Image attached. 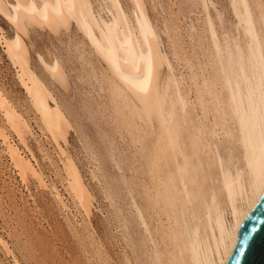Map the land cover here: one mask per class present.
Instances as JSON below:
<instances>
[{
  "label": "bare ground",
  "instance_id": "6f19581e",
  "mask_svg": "<svg viewBox=\"0 0 264 264\" xmlns=\"http://www.w3.org/2000/svg\"><path fill=\"white\" fill-rule=\"evenodd\" d=\"M103 1L106 4L104 9H107L111 16L109 21L101 15L102 6L95 11L91 0H0V15H3L14 29V34L10 37L0 26V41L4 52L17 69L20 83L39 116L42 129L58 146L60 141L66 140L71 124L44 81L32 69L23 37L28 34V27L31 25L48 27L50 31L52 29L55 32L60 26L62 29L63 26L68 29L66 27L70 22H74L109 68V74L105 75V78L112 88L109 89L114 103L112 111H116L123 125L138 137L137 140H144L145 143L147 139L145 152L147 151L149 161V177L157 187L152 191L153 195H147V199L142 196V199H149L150 207L145 208L155 213L159 224L156 227L154 224L155 228H151L150 222L144 216L149 215V212L144 214L145 209L142 210V207L135 210L143 224L148 242L152 243V249L149 251L152 264H227L235 247L240 226L264 195L262 0H258L262 15V21L258 22H262V27L259 25L262 31L257 24V18L252 14V3L249 0H240L243 13L237 11L236 18L238 24L243 26L240 33L244 32L247 38L244 42L246 47L238 40L239 37L233 40L231 45L224 47L225 60L222 59L224 50L219 44L216 31L213 26L210 27L213 45L209 57L211 71L209 70L206 80L203 78L204 89L197 96V101L195 100L196 105L202 109H198V113L193 111L195 106L189 108L192 111L188 109L186 93L182 96L180 92L174 101L167 100L172 96L169 93L171 96L167 97L168 85L166 88L164 86L162 94L157 93L158 71L165 57L159 56L156 25L154 27L147 15L145 0H133L135 8L132 12L136 17V22L133 20V23V17L130 21L126 12L124 11V15L119 9V0ZM129 16L131 17L130 14ZM240 28L242 29L241 26ZM41 63L56 81L65 85L66 77L58 60L52 64L43 60ZM196 81L198 83V80ZM171 83L174 81L171 80ZM103 85L106 87V84ZM167 102H171L172 108L166 106ZM191 102L194 104V100ZM152 107L157 109V116L151 112ZM16 111L0 92V113L4 118L2 120H5L18 139H13L6 129L0 126V143L12 166L17 169L22 183L27 186L28 176L39 177L40 173L37 174L38 170L20 149V143L24 148L28 145L24 139L27 133L30 134L31 128ZM111 114L113 113L110 111ZM154 116L161 120L157 131L153 127L156 123H152ZM113 117L115 120L118 118L116 115ZM137 117L139 121H143V125L136 122ZM117 122L119 123V120ZM189 122L192 125H189ZM219 133L222 136L221 144L217 140ZM132 141L131 139V143ZM189 152L191 155L187 154ZM66 160L64 171L69 180L68 188L77 205L88 215L93 205L91 195L84 186V181L82 182L78 168L72 160ZM150 181L149 183H153ZM150 185L152 189L153 184ZM175 187L180 188L181 192ZM3 245L5 247L6 244ZM15 262L20 264L16 259Z\"/></svg>",
  "mask_w": 264,
  "mask_h": 264
},
{
  "label": "rangeland",
  "instance_id": "374dc122",
  "mask_svg": "<svg viewBox=\"0 0 264 264\" xmlns=\"http://www.w3.org/2000/svg\"><path fill=\"white\" fill-rule=\"evenodd\" d=\"M91 2L95 11L102 6L101 15L109 21L111 16L107 9H104V1ZM119 2L122 13L126 12L127 18L131 21L130 18L133 17L131 22H136L132 12L135 8L133 0ZM249 2L253 4L251 8L254 6L252 14L257 18V22L262 21L258 0ZM145 3L148 17L154 27L156 25L159 56L166 58H163L158 71L157 93L162 94L166 85L169 86L167 97L172 95L167 100L174 101L180 92L182 96L186 93L188 109L195 106L193 111L198 113L202 109L196 105L197 96L204 89L203 78L206 80L211 71L209 57L213 45L210 27L213 26L216 31L224 53V47L231 45L238 37L241 44L246 42L244 32H241L244 38L240 33L243 26L238 24L236 18L237 11L243 13L242 3L240 0H145ZM262 6L264 8V0ZM70 23L66 27L68 29L64 26L62 29L60 26L59 31L55 32L52 29L50 31L48 27L31 25L28 27V34L23 37L32 69L44 81L71 124L66 140L60 141L58 146L42 129L39 116L20 83L17 69L6 56L0 41V92L31 128L30 134H25L24 139L28 144L27 149L21 143L19 146L23 155L38 170L37 174L40 173L39 177L29 175L26 180L28 185L25 186L0 143V264H16L15 259L20 264H152L149 255L152 243L148 242L143 224L135 210L142 207V210L145 209L144 214L149 212V209L145 208L150 207L149 199H145L154 194L152 191L157 187L149 177V161L147 151L145 152L147 139L145 143L144 140H137L138 137L123 125L116 111H112L114 103L110 96L111 90L109 92L112 88L105 78V75L109 74V68L78 26L74 22ZM261 23L258 22V26L262 27ZM235 25L236 27H233ZM0 26L5 34L13 36L14 29L3 15H0ZM262 29L264 30V26ZM243 47H246L245 43ZM224 53L222 59L225 60ZM41 59L49 64L55 60L60 62L66 77V86L49 74ZM170 79L174 81L173 84ZM103 84H106V87ZM191 100H194L195 105ZM170 103L167 102L166 106L172 108ZM109 104H112L113 108ZM150 110L157 116L155 107ZM174 110L176 111L175 108ZM110 111L113 114L110 115ZM115 115L118 117L116 120L113 117ZM2 119L4 118L0 113V126L18 141L17 136ZM136 119L138 124L143 125L142 120L139 121L138 117ZM154 120L152 123L156 124L153 127L157 131L161 120L155 116ZM190 123L189 125H192ZM125 131L127 134L123 133ZM219 134L217 140L221 144L222 136ZM131 139L134 142L131 143ZM187 154L191 155L190 152ZM66 159L72 160L78 168L82 182L84 181V186L91 195L93 205L88 215L77 205L68 188L69 180L64 171ZM143 168L145 169L142 172ZM190 173L192 174L193 170ZM146 179H152L153 183ZM150 184H153V190ZM144 191L146 194H143ZM177 191H180V188H177ZM142 196L146 198L142 199ZM148 214L150 216L144 215L145 219L154 229L160 221L155 213ZM3 244L7 245L6 248Z\"/></svg>",
  "mask_w": 264,
  "mask_h": 264
},
{
  "label": "water",
  "instance_id": "95a60500",
  "mask_svg": "<svg viewBox=\"0 0 264 264\" xmlns=\"http://www.w3.org/2000/svg\"><path fill=\"white\" fill-rule=\"evenodd\" d=\"M227 264H264V195L240 226Z\"/></svg>",
  "mask_w": 264,
  "mask_h": 264
}]
</instances>
